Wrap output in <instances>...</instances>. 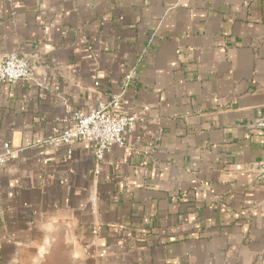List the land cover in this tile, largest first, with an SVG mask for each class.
Segmentation results:
<instances>
[{
    "label": "crops",
    "instance_id": "1",
    "mask_svg": "<svg viewBox=\"0 0 264 264\" xmlns=\"http://www.w3.org/2000/svg\"><path fill=\"white\" fill-rule=\"evenodd\" d=\"M10 54L0 264H264V0H0ZM118 95L124 148L48 143Z\"/></svg>",
    "mask_w": 264,
    "mask_h": 264
},
{
    "label": "built area",
    "instance_id": "2",
    "mask_svg": "<svg viewBox=\"0 0 264 264\" xmlns=\"http://www.w3.org/2000/svg\"><path fill=\"white\" fill-rule=\"evenodd\" d=\"M140 60L139 62H141ZM137 73V66L126 76L128 86ZM33 80L30 62L17 54L0 58V89L5 84H17ZM122 95L114 96L110 102H100L90 113L69 110L68 126L60 135L52 137L48 143H59L67 148L69 158L73 155L72 146L78 141L92 144L96 159L102 162L114 147L124 148L129 135L135 130L137 118L132 115L118 114ZM5 153L0 155V172L14 154L11 147L5 144ZM98 173V172H97Z\"/></svg>",
    "mask_w": 264,
    "mask_h": 264
},
{
    "label": "water",
    "instance_id": "3",
    "mask_svg": "<svg viewBox=\"0 0 264 264\" xmlns=\"http://www.w3.org/2000/svg\"><path fill=\"white\" fill-rule=\"evenodd\" d=\"M252 129L256 131H261L264 132V118L258 120L252 125ZM253 170L257 173V178L256 180H262L264 181V162L257 164L256 166L253 167Z\"/></svg>",
    "mask_w": 264,
    "mask_h": 264
},
{
    "label": "trees",
    "instance_id": "4",
    "mask_svg": "<svg viewBox=\"0 0 264 264\" xmlns=\"http://www.w3.org/2000/svg\"><path fill=\"white\" fill-rule=\"evenodd\" d=\"M253 147H254V149H264V145L263 144H261V145H254Z\"/></svg>",
    "mask_w": 264,
    "mask_h": 264
}]
</instances>
